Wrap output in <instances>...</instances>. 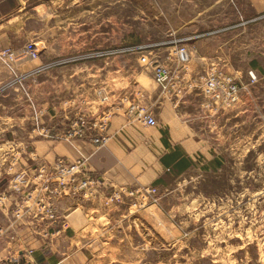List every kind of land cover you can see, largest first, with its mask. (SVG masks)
I'll return each mask as SVG.
<instances>
[{
    "label": "rangeland",
    "instance_id": "374dc122",
    "mask_svg": "<svg viewBox=\"0 0 264 264\" xmlns=\"http://www.w3.org/2000/svg\"><path fill=\"white\" fill-rule=\"evenodd\" d=\"M254 1L28 3L36 33L23 44L35 41L39 56L5 61L12 71L28 73L21 81L10 74L1 95V142L13 155L29 152L22 139L28 131L43 136L49 113L92 112L99 84L101 91L119 93L133 74L147 72L159 86L156 79L165 71L170 89L182 91L188 78L168 52L176 48L185 62L187 53L182 60L179 50H185L181 37L189 34L213 35L203 40L213 63L198 75L223 69L239 85L240 100L215 112L201 93V107L211 113L200 121L207 146L192 167L160 178L154 192L146 190L150 185L131 184L111 200L114 187H107L108 199L96 210L74 211L75 228L58 222L41 240L33 226L39 242L1 234L0 225V264H264V8H255ZM190 21L186 31L178 29ZM58 58L67 62L35 68ZM109 59L116 82L105 80ZM101 65L102 81H77L79 72L88 75ZM12 176L3 185L0 173V190ZM24 208L21 214L28 213Z\"/></svg>",
    "mask_w": 264,
    "mask_h": 264
},
{
    "label": "crops",
    "instance_id": "0c3cea01",
    "mask_svg": "<svg viewBox=\"0 0 264 264\" xmlns=\"http://www.w3.org/2000/svg\"><path fill=\"white\" fill-rule=\"evenodd\" d=\"M31 1L33 0H0L1 47L16 48L26 40L33 39L31 36L36 32L29 26L31 15L28 3ZM254 5L257 9L264 8L261 0L254 1ZM189 24L194 23L186 22L178 29L186 31L185 28L191 27ZM200 35L202 34L181 37L184 42L180 46L184 47L187 53L185 62L179 60L176 48L169 49L168 52V56L174 55L176 67L180 69L183 77L188 78L187 81L183 80L182 91H162L147 72L133 74L125 81L119 93L101 91L100 84L99 89L96 90L94 87L93 98L96 97L95 102L99 105L92 112L95 113L100 109L110 113L105 130L109 139L101 145L94 144L85 138H59L58 134L62 131V119L57 121V118L65 116V113L57 115L51 112L46 119L48 123L43 136L34 137L35 134L28 131L22 137L29 147V152L22 154L20 149L14 151L13 155L9 146L3 147L6 141L1 142V134L4 132L1 127V95L4 91L0 94L1 183L5 185L4 177L10 176L11 173L12 175L20 171L30 175L37 173L41 165H51L57 158L72 161L78 157H84V170L100 179V187L96 194L90 198L64 196L55 202L59 220L62 217L60 223L62 222L63 227L73 228V217L76 216L74 211L78 210L82 215L87 211L96 210V205H101L108 199L107 187H129L132 186L131 184L157 187L160 178L166 173H182L192 167L196 157L199 153H203L207 146L204 128L200 121L211 114L201 107V75L198 74L213 63L214 53L205 48L203 41L211 39L213 35L206 38H201ZM112 60L105 62L110 64L104 67L108 68L104 74L107 82H116L118 79V71L112 68ZM11 67L0 57V83L10 76ZM102 68V65L94 67L93 73L88 75H80L79 72L77 81H84L87 78L93 79L94 82L102 81ZM85 69L86 66L79 68L78 71H85ZM103 95L107 96L105 100L102 99ZM70 102L68 100L65 104ZM130 102L146 108L156 120V125L144 124L127 111ZM9 141L14 142V140ZM183 162L185 167H179V164ZM31 187L32 185L29 186ZM7 191L9 198L5 206L0 208L1 234L5 232L13 238L19 237L20 241L39 242L42 236L39 239L38 235L32 232L33 226L36 227L38 224V219L31 213L24 214L20 220L14 218L15 203L23 206L26 203L18 200V193L8 189ZM77 223L80 224L81 221ZM53 264H59V261Z\"/></svg>",
    "mask_w": 264,
    "mask_h": 264
},
{
    "label": "built area",
    "instance_id": "2783aa9c",
    "mask_svg": "<svg viewBox=\"0 0 264 264\" xmlns=\"http://www.w3.org/2000/svg\"><path fill=\"white\" fill-rule=\"evenodd\" d=\"M38 56L39 47L32 40L18 48H1L0 46V57L7 62L9 60H23L24 57L36 58ZM179 57L182 60L186 59V52L183 48L179 50ZM66 62L67 60L58 58L35 68H51ZM12 68L13 66L11 67V74L15 79L21 81L22 78L27 76L28 69L27 71L25 70V73L23 71L17 73L14 70L12 71ZM29 70H32V68ZM164 72L159 73L156 80L162 91L171 92L172 90L167 81V74ZM6 81H1L0 83V94L6 90ZM172 87H175V85ZM200 88L206 101L205 105L211 106V110L215 112L232 107L240 100L239 85L220 68L207 71L201 77ZM173 90L181 91L180 88ZM106 98V95L102 96L103 100ZM72 102L74 103V101ZM127 111L144 124L156 125V120L149 111L136 103L130 102ZM109 115L108 111L100 109L95 111V113L76 110L72 115L65 114V116H61V118L63 117L61 120L62 131L58 134V137H63L64 139L85 138L97 145L104 144L109 139V135L105 132ZM30 185H32L31 188H29ZM99 187L100 179L96 175L84 170V157H78L72 161L57 158L51 165H41L37 169V173L30 175L25 171H20L13 174L12 178L8 180L6 189L0 190V208L5 206L9 198L7 189L13 193H18V200L26 203V205L23 206L15 203V216L17 218L22 217L25 213L21 214V211L25 207L24 212L31 213L38 219L36 228L39 229V234L43 237L47 235L51 236L54 233V225L60 222L55 202L64 196L93 197ZM128 188L130 186H115L113 194H110L108 197L111 200L117 199L118 192H125ZM146 190L154 192L155 186L150 185Z\"/></svg>",
    "mask_w": 264,
    "mask_h": 264
},
{
    "label": "trees",
    "instance_id": "16d2710c",
    "mask_svg": "<svg viewBox=\"0 0 264 264\" xmlns=\"http://www.w3.org/2000/svg\"><path fill=\"white\" fill-rule=\"evenodd\" d=\"M178 166V165H177ZM179 167H185L184 162L179 164Z\"/></svg>",
    "mask_w": 264,
    "mask_h": 264
}]
</instances>
